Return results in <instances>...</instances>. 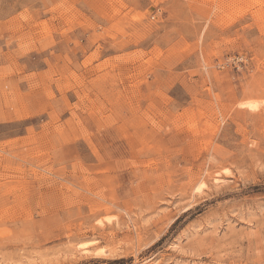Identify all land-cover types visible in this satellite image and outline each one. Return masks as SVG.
<instances>
[{
	"label": "rangeland",
	"instance_id": "rangeland-1",
	"mask_svg": "<svg viewBox=\"0 0 264 264\" xmlns=\"http://www.w3.org/2000/svg\"><path fill=\"white\" fill-rule=\"evenodd\" d=\"M0 264H264V0H0Z\"/></svg>",
	"mask_w": 264,
	"mask_h": 264
},
{
	"label": "bare ground",
	"instance_id": "bare-ground-1",
	"mask_svg": "<svg viewBox=\"0 0 264 264\" xmlns=\"http://www.w3.org/2000/svg\"><path fill=\"white\" fill-rule=\"evenodd\" d=\"M244 104H246V105H248V106H250L251 108H257L258 107V105H259V103L258 102H255V101H251V102H246V103H244ZM88 250V249H87ZM86 250V251H87Z\"/></svg>",
	"mask_w": 264,
	"mask_h": 264
}]
</instances>
